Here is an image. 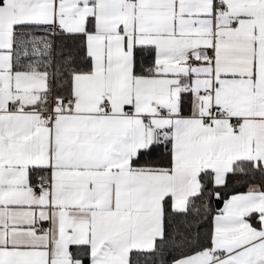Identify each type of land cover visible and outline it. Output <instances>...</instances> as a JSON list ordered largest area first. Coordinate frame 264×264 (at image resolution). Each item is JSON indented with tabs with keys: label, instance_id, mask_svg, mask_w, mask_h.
<instances>
[{
	"label": "snow or ice",
	"instance_id": "obj_1",
	"mask_svg": "<svg viewBox=\"0 0 264 264\" xmlns=\"http://www.w3.org/2000/svg\"><path fill=\"white\" fill-rule=\"evenodd\" d=\"M0 264H264V0H0Z\"/></svg>",
	"mask_w": 264,
	"mask_h": 264
}]
</instances>
